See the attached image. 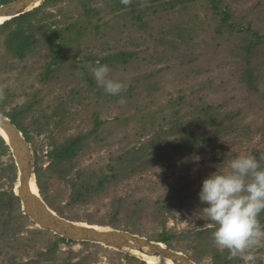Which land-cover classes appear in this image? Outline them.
<instances>
[{"label": "rangeland", "instance_id": "obj_1", "mask_svg": "<svg viewBox=\"0 0 264 264\" xmlns=\"http://www.w3.org/2000/svg\"><path fill=\"white\" fill-rule=\"evenodd\" d=\"M186 4L178 0H149L146 6L140 8L149 6V14L152 10L156 13L148 17L151 21L148 27L139 29L140 23L133 25L135 20L132 15H121L122 11H115L118 7L115 0H58L47 11L55 14L52 20L59 21L60 27L63 23L69 25L80 20L88 23L86 34L69 43L62 52L65 62L62 55L55 59L50 44L43 43L39 45L38 54L17 59L9 53L4 44L5 38L1 37L0 88L5 94L4 108L7 115L19 114L17 118L29 132L31 139L28 142L35 169L37 161L43 172L44 197L57 205L68 204L72 194L70 183L80 172L102 170L110 174L107 169L110 156L123 155L150 139V136L136 135L140 128L137 129L138 121L131 120V116L139 114L138 109L158 111L164 109L170 100L173 104L184 103L179 99L183 97L191 103H187L182 110L183 115L190 113L188 120H193V111H203L208 105L221 116L240 112V120L227 130L225 136H222L223 131L215 130L218 138L208 150L189 151L188 143L183 157H176L172 146L177 149V143L170 135L171 125L166 123L174 112L170 109L171 112L165 115L166 124L163 123L159 138L155 140L157 146L166 147L164 151L172 150L170 159L160 157L164 161L162 164L143 172L138 168L136 175L115 183L110 179L89 205L69 208L68 214L80 219L75 222H86L82 220L88 215L108 220L113 214V203L123 202L124 208L141 213L142 233L149 238L163 229V215L152 213L153 204L162 201L176 204L167 213L170 217L168 229L186 232L212 227L210 220L198 214L206 207L199 201L203 180L218 170L228 171L227 161L240 155H253L256 159L264 155V64H259L253 72L256 77L253 83H249L252 80L242 81L243 68L230 54L234 47L243 49L247 41L253 40L252 33H248L249 28L264 38V0H189ZM153 5L156 6L153 8ZM225 18L229 21L224 22ZM177 34H183V38H177L181 42L177 47L157 44V40L166 37L171 41ZM124 51L136 52V57L127 64L109 67V77L122 82L126 91L117 97L103 91L104 94L97 97L90 82V79L95 81L90 66L96 67L105 56ZM259 58L260 62L264 61V49L260 51ZM193 59L196 61L190 62ZM121 97L126 101L124 104L118 103ZM196 106L199 108L196 109ZM60 108L68 110L66 122L57 125L54 120L40 133L38 124H44ZM147 124L145 127L149 130L148 126L152 123ZM198 128L197 133L202 132L201 127ZM92 132H95L91 135H95L93 145L98 143V132L101 134L97 147L84 150L74 159L75 163L67 161L52 167L50 154L59 144L69 137ZM103 138L104 141H101ZM261 162L264 163V160ZM8 164L10 158L0 156V193L9 186L6 179ZM187 193L194 199L182 205L179 199L186 197ZM1 214L4 216L0 215V222H4L5 213ZM24 224L29 225L27 229L20 227L25 232L24 238L31 237V230L38 226L32 220ZM49 236L55 238L51 234ZM6 242L0 234V246H6ZM22 248L19 242L11 254L21 256L23 252L19 250ZM82 248L81 245H62L54 256V264L78 262L87 254L82 252ZM172 249L192 257V252ZM221 251L229 254L227 250ZM255 252L258 256L256 264H264V248ZM105 256L103 253L98 260L91 259L98 261L95 264H108ZM7 259L0 252V264H7ZM31 259L24 253L16 264L32 262ZM231 259L234 264H244L239 257L229 255L228 260ZM211 263L209 258L201 264ZM47 264H51L50 261Z\"/></svg>", "mask_w": 264, "mask_h": 264}, {"label": "trees", "instance_id": "obj_2", "mask_svg": "<svg viewBox=\"0 0 264 264\" xmlns=\"http://www.w3.org/2000/svg\"><path fill=\"white\" fill-rule=\"evenodd\" d=\"M12 1L15 0H0V6ZM188 1L189 0H178V2L184 3L185 6ZM57 2L58 0H46L40 8L17 16L9 21H6L0 26V41H2L1 37L5 38L4 44L10 54L17 59L23 60L31 54H38L40 52L39 45L41 43L50 44L52 47L50 51L51 54L53 53L55 55V59H59V55H62V60L65 62L66 58H64L65 56L62 52L66 49V46H68L69 43L75 42L77 39L86 34L88 23L84 20H80L79 23L77 22L69 25L63 23L60 27L59 21L52 20L55 14L47 11L48 8H51ZM115 2L118 5L115 11H122L121 15H132L135 20L133 25L140 23L139 29L148 27L151 22L148 17L150 15H155L156 13L155 10H152L151 14H149V6L146 9L140 8V0H133L132 5L127 7L122 5L120 0H115ZM156 5H153V8ZM219 13H222L220 9ZM227 17H229V15ZM227 21H229L228 18H225L224 22ZM83 22H85L87 26H85ZM229 27L234 29L233 25H230ZM248 33H252L253 40L247 41L243 49L234 47V49L230 50V54L232 55L233 60L237 62V65L243 68V71L241 72V80H252L249 83H253L256 79L253 72L259 68V64H264V61H259L260 51L264 49V38L257 32H253L251 28L248 29ZM182 35L183 34L175 35V38H172L171 41H168L166 40V37H163L162 40H157V44H163L166 46L169 45L173 47L176 45L177 47L179 43H181L177 40V38H183ZM135 54L137 53L125 51L117 54H110L102 58L99 65L106 64L113 68L117 67L119 64H127L130 59H134L136 57ZM195 61L196 59L190 60V62ZM92 62L94 61L92 60ZM48 66L50 67L51 64H48ZM90 82L93 86L94 94L97 97L102 96L100 94H104L103 88L97 86L95 81L92 79H90ZM257 90L258 89L255 91ZM179 99L184 103L179 102L173 104L172 100H170L168 104L164 105V109L161 108L158 111H153L150 108L142 110L136 107L139 110V114L131 116V120L138 121L137 129L140 128L139 131H136V135H140L142 137L150 136V139L146 142H142L141 145L136 148L125 151L123 155L118 156L113 154L110 156L109 164L107 166L110 174H105V171L102 170L100 172H80L77 178L70 183L72 194L70 195L67 205H57L46 196L44 197L45 189L42 182L43 172L40 164L36 161L37 165L35 174L37 183L46 203L53 210L58 212L60 216L68 219L69 221H80V219L73 214H68L69 208L76 205H89L91 203V199L95 195H99V191L103 189V185L107 182L109 183L111 181L110 179H112V182L115 183L122 178L136 175L138 168V170L143 172L151 166L154 167L162 164V162H164L163 159H170L172 150L164 151L166 148L165 146H157L155 144L156 138H159L158 136L161 126L164 124L168 123V125H171L169 128L170 135L175 138L178 149L177 150L174 145L172 146L176 157H183L185 151H187L188 143L189 151H206L218 138V134L215 130L223 131L222 136H225L227 130L232 128L236 124L237 120H240L239 111L227 113V115L221 116L211 105H208L203 111H193L191 114L194 117L193 120H188L190 113L183 115L182 110L187 103H191L187 102L183 97H180ZM131 100L134 103L132 98ZM195 108L198 109L199 106H196ZM170 109H174L173 114ZM169 111L171 112V115L169 116L170 121H166L167 117L165 115ZM0 112L12 119V121L23 132L27 140L31 139L29 132L17 118L19 114L7 115L3 101L0 102ZM23 114L24 112L22 115ZM68 117L69 114L66 108L57 109L52 116L47 118L44 124H38L39 132L42 133L46 128L50 127L54 120L57 121V125L63 124L66 122ZM146 120H149V122ZM150 122L152 123V126H148L149 130H147L145 126ZM140 125L141 127H139ZM198 126L202 129V132L200 133H197L200 130ZM92 134H95V132L87 135H79L77 137H69L65 142L59 144L50 154L52 160L51 164L53 165L52 167L60 166L67 161L75 163L76 161L74 159L82 154L84 150H91L93 147H97L101 134L98 132L96 135L98 143L95 145H93L95 135L92 137ZM101 141H104V138ZM0 156H7L10 158V164H8L6 168L7 173L9 172L6 176L9 186L4 192L0 193V212L5 213L6 216L5 221L0 222V234L3 239L7 240L6 246H0V252L8 258L7 264H16L17 260L22 257L24 253H26L30 259H33H31L32 262H23L22 264H47L49 261L51 264H54V256L57 254L62 245L71 247L81 245L83 247L82 252L87 253L83 259L78 262L69 261L66 264H95L98 261L93 260H98L100 255L103 253L107 255L105 257L108 264H148L146 261L137 257L130 256L116 250L104 248L98 243L68 241L53 232L40 229L39 227L31 230V237L29 236L24 238L25 236H23V233L25 232L23 229L20 230V227H25L27 229V226L29 225L24 223L30 219L24 215L21 200L15 193V189L18 184V168L12 156L11 149L1 134ZM257 160L261 165V170H264V163L261 162L262 160L259 158H257ZM193 194L195 195V193ZM185 196L186 197L179 199L181 204L190 199H194L193 195L189 193ZM124 204L125 203L123 202H114L112 207L113 214L108 220H99L97 217L88 215L82 221L124 229L134 234L144 236L142 233V223L140 222L141 213L128 210L127 207L124 208ZM175 205L176 204L173 202L164 203L162 201H158L153 204L152 213L156 216L163 215V229L162 231L149 237V239L165 243L171 248H178L185 252H192L191 258L198 264H201L203 260L209 258L212 259L211 264H234L232 259L228 260L229 254H227V252L217 249L214 245L212 238V233L215 230L214 224H212V227L206 229L198 228L186 232H178L168 229L167 223L170 217L167 213L176 207ZM201 205L205 206L206 204ZM1 213L0 215L4 216ZM259 219L261 223L264 222V212L260 214ZM49 234L55 238H51ZM15 238L19 239L15 240ZM19 242L23 247L19 251L21 253L23 252V254L21 256H18V253L11 254V250L14 249L15 245L19 244ZM91 258H93V260Z\"/></svg>", "mask_w": 264, "mask_h": 264}, {"label": "clouds", "instance_id": "obj_3", "mask_svg": "<svg viewBox=\"0 0 264 264\" xmlns=\"http://www.w3.org/2000/svg\"><path fill=\"white\" fill-rule=\"evenodd\" d=\"M131 6L133 0H120ZM149 0H140L146 6ZM90 66L97 85L112 96H120L126 86L109 77L108 65ZM5 99L0 88V102ZM123 97L118 101L124 104ZM264 160V155H261ZM228 171H216L203 180L199 201L206 204L199 210L202 218L215 225L212 233L217 249L227 250L233 258L239 257L244 264H256V249L264 248V224L259 216L264 212V170L253 155H240L226 163Z\"/></svg>", "mask_w": 264, "mask_h": 264}, {"label": "water", "instance_id": "obj_4", "mask_svg": "<svg viewBox=\"0 0 264 264\" xmlns=\"http://www.w3.org/2000/svg\"><path fill=\"white\" fill-rule=\"evenodd\" d=\"M46 0H15L0 6V17L34 11ZM16 16V17H17ZM0 126L7 130L3 136L11 149L18 168V188L24 215L40 229L53 232L68 241L104 244L130 256H158L177 264H198L185 253L169 248L165 243L153 241L145 236L111 226L73 222L59 216L44 200L37 183L34 157L31 146L20 128L11 118L0 112ZM31 209L32 212H31Z\"/></svg>", "mask_w": 264, "mask_h": 264}, {"label": "bare ground", "instance_id": "obj_5", "mask_svg": "<svg viewBox=\"0 0 264 264\" xmlns=\"http://www.w3.org/2000/svg\"><path fill=\"white\" fill-rule=\"evenodd\" d=\"M16 16H17L16 14H8V15H5L3 17H0V26L2 24H4L6 21H9V20L15 18ZM0 134L2 136L6 137L7 136V130L0 126ZM17 188H18V184H17L16 190H17ZM32 210L33 209H31V212H32ZM139 257L141 258V260H144L149 264H177L173 261H170V260L158 257V256H142V255H140Z\"/></svg>", "mask_w": 264, "mask_h": 264}]
</instances>
